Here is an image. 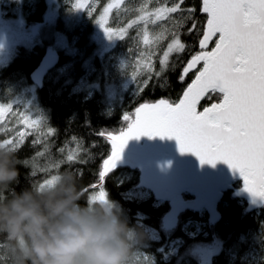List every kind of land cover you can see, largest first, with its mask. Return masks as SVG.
I'll return each mask as SVG.
<instances>
[{"label":"trees","instance_id":"obj_1","mask_svg":"<svg viewBox=\"0 0 264 264\" xmlns=\"http://www.w3.org/2000/svg\"><path fill=\"white\" fill-rule=\"evenodd\" d=\"M141 0H129L127 8H137ZM36 12L29 17V21L44 22L47 12V3L40 0ZM196 5L198 0H185V6ZM198 19L204 16L198 13ZM62 15L57 18L53 27L71 42L72 34L78 33V28L66 31L62 28ZM186 42L192 41L187 35L183 36ZM39 42L31 46H20L14 56L0 70V102L11 103L22 86L33 84L32 71L41 60L49 53L47 42ZM58 49L59 61L52 69L42 88H36L35 102L43 112L46 124L43 132H38L41 143L33 144L37 133L25 138L20 150L14 153L11 150H0V169L14 171L15 178L0 181V239L5 241L4 246L14 250L6 253L10 257L8 264H33L32 259L26 257V253L32 247L31 238L23 233L12 235L9 231V220L13 217L16 204H23L31 208L37 214L48 216L53 223L66 219L65 215H55L54 209L63 206L64 212L79 210L94 216L100 222L109 220V215L99 203H91L87 197L92 192H82L90 184L96 183L97 170L102 158L110 152V145L106 138L98 137V132H119L125 129L128 121L124 115L134 111V108L142 102H154L160 98L176 99L182 88L190 82L192 73L181 84L178 80L181 68L180 61L187 60L188 53L181 54L180 59L174 56L172 60L175 67L170 68L164 76L157 80L155 75L151 80L147 78V84L142 92H125L121 96L110 98L106 87L109 83V68L98 54L95 53L96 44L91 40V29L87 27L73 46ZM65 67L64 70L59 69ZM90 68L94 71L89 72ZM159 70V63L156 64ZM84 83L81 85V83ZM164 83V87H160ZM211 101H202V104ZM54 129L49 133V129ZM2 137V135H0ZM2 140V138H0ZM83 145L88 152H80ZM61 147L65 152L58 151ZM44 155L37 158L36 164L44 166L49 161L64 159L69 151H76L79 157L86 162H76L71 165L63 164L60 168L50 167L48 172H38L35 177L31 175L32 164L25 165V160H31L36 152ZM55 183L48 189L44 185L34 183L50 179L57 175ZM142 170L134 164H120L107 178L104 189L112 204L114 216L113 228L121 229L123 239L129 243V234L134 233L136 243L133 252L140 251L155 258V264H177L176 260L182 255L185 247L191 243L211 239L217 235L222 241V250L215 255L211 264H264V205L252 208L249 202L239 195L244 186L243 180L234 181L230 187L223 191L221 198L216 203L217 216L212 220L204 216L208 222L206 229L209 235L204 237H188L184 232V225L188 221L201 219L198 210L183 208L174 219V223L167 227L165 218L172 214L171 201H160L157 195L150 193L147 197L133 196V193L142 188ZM182 199L186 201L195 198L190 192L182 193ZM87 200V202H86ZM146 228L157 231L159 239H151ZM255 235L254 241L243 242L246 235ZM184 239V244L177 256L165 260L164 256L173 241ZM253 242L259 250L257 262H251L245 258L249 243ZM183 264H198L192 257L186 258Z\"/></svg>","mask_w":264,"mask_h":264},{"label":"snow or ice","instance_id":"obj_2","mask_svg":"<svg viewBox=\"0 0 264 264\" xmlns=\"http://www.w3.org/2000/svg\"><path fill=\"white\" fill-rule=\"evenodd\" d=\"M73 8L86 11L93 18L89 0H75ZM113 10L117 14L135 11L136 16L126 26L113 28L108 26ZM198 13L204 16L203 20L198 19ZM95 22L109 40L116 41L124 40L129 29L138 26L133 39H139L149 49L139 53L145 61L148 80L153 75L160 80L175 67L172 57L179 60L185 52L188 58L180 61L178 80L184 84L189 73L192 77L176 99L139 103L134 111L124 115L125 121H131L126 129L96 133L107 139L110 152L101 160L97 182L81 189L90 193L99 189L87 200H110L104 190L107 178L122 160L128 142L142 136L174 138L181 153L194 154L201 164L226 163L240 173L246 191L264 199V0H198V7L185 6V0H143L136 9L127 8L126 0H111ZM184 35L192 42H186ZM135 76L134 72L133 81ZM146 84L147 81L138 84L137 91L142 92ZM205 100L211 102L202 104ZM13 122L23 130L9 133L7 126ZM42 122L43 118L33 120L13 103H0V130L8 133L7 138L0 140V150L16 153L26 136L32 135ZM48 131L52 133L54 129ZM32 143H41L38 133ZM58 151L64 153L65 148ZM79 151L87 153L88 148L81 145ZM43 155L38 151L31 160L23 162L33 165V177L38 172H48L50 167L86 162L76 151H69L64 159L38 166L37 158ZM57 178L58 174L34 183L44 185ZM4 245L0 239V264L10 260L4 254Z\"/></svg>","mask_w":264,"mask_h":264},{"label":"rangeland","instance_id":"obj_3","mask_svg":"<svg viewBox=\"0 0 264 264\" xmlns=\"http://www.w3.org/2000/svg\"><path fill=\"white\" fill-rule=\"evenodd\" d=\"M47 3V12L44 16V22L32 23L28 19L32 16L39 7L40 0H0V70L5 66L10 59L14 56L16 49L20 46H33L36 43L48 40L47 49L52 54H57L58 49L67 48L70 49V45L76 44V41L87 27L91 29V40L95 42L96 49L95 53L100 56L104 61V64L109 68L108 76L109 83L106 87L107 94L110 98H115L116 96H121L127 91L132 93L137 91V85L143 84L147 81L148 72L144 68L145 61L139 57L140 52L148 51L146 47L141 43L139 39H133L136 35V30L138 26H134L133 29H129L128 35L124 40L116 41L109 40L107 35L104 33L103 29L95 22V19L99 17L102 13L103 8L107 6L111 0H89V4L93 7V18H91L86 11L76 10L73 8V3L75 0H45ZM129 0H126V4ZM143 0H141V3ZM139 6V5H138ZM136 9V8H134ZM62 15L63 25L62 28L66 31L73 30V28H78L77 34H72V40L68 44V40L59 31H56L53 25L55 24L58 17ZM136 16L135 11H128L127 13L121 11L119 14L113 10V13L109 16L108 26L113 28L124 27L126 24ZM150 26V30H151ZM158 31V29H157ZM129 49H132L129 52ZM139 61V63H137ZM158 58H156V64ZM123 63V66H121ZM65 67L59 70H64ZM94 71L90 68L89 72ZM135 72V80L133 81L132 76ZM84 83L82 82L81 85ZM36 85L32 84L30 86H22L19 93L12 98L11 103L14 107L20 108L25 111L33 120L43 118L42 124L37 126L33 130V134L38 132H43L45 130L46 124L44 122L43 112L37 106L36 99ZM1 103V102H0ZM131 121H128L127 127L130 125ZM9 133L16 130L22 129L21 125H17L14 122L8 126ZM126 127V128H127ZM125 128V129H126ZM0 135L2 139L7 138L8 133L0 130ZM29 136V135H28ZM27 137V136H26ZM152 137L142 136L138 139L134 138L129 142L149 140ZM8 150V149H7ZM135 164L134 161H129V154L124 151L122 160L118 163L120 164ZM240 180H243L241 178ZM244 181V180H243ZM55 183H46L44 185L45 189H48ZM143 189L140 188L137 192L133 193V196L144 197L148 196L151 192L157 195L160 201H171L173 204L172 214L167 215L165 218V223L170 227L174 223V219L177 213L186 207L198 210L201 219L198 221H188L183 229L186 236L197 237L202 235L207 237L209 231L206 229L208 222L204 220V216H208L209 220L216 218L214 215L212 206H206L204 201H196L198 198L190 200L193 204H186V200L182 199V194L174 196L171 198H165V196L158 195L156 191L150 187L148 184L143 183ZM230 187V186H229ZM105 190V189H104ZM99 189H95L91 194H98ZM90 194V195H91ZM244 199V198H243ZM246 200V199H245ZM91 203H99L109 215V220L105 222H100L94 216L86 214L84 212L80 213L86 216L89 220L93 221L101 227H111L114 226V216L112 214V204L110 201L98 202L92 201ZM189 201V200H188ZM248 201V200H247ZM249 202V201H248ZM250 207L259 208L264 205H256V203L249 202ZM216 210V205H215ZM145 231L148 233L151 239H159V235L156 230L151 228H146ZM255 235H246L243 237V242L246 240L254 241ZM129 257L127 264H155L156 260L153 256L145 254L140 251L133 252V245L136 243V237L134 233L129 234ZM184 239L173 241L170 244L168 252H166L164 259L169 260L173 256L179 254V250L184 244ZM222 250V241L217 235H213L211 239H202L187 245L183 250L182 255H179L176 260L177 264H183L186 258L192 257L198 264H211L212 259L215 255L220 253ZM11 252L13 254L14 250L9 246H4V254ZM259 250L255 247L253 242L249 243V248L245 253V258L251 260V262H257L259 259ZM82 264H86L87 258L84 256L80 257Z\"/></svg>","mask_w":264,"mask_h":264},{"label":"water","instance_id":"obj_4","mask_svg":"<svg viewBox=\"0 0 264 264\" xmlns=\"http://www.w3.org/2000/svg\"><path fill=\"white\" fill-rule=\"evenodd\" d=\"M58 61L56 54L44 56L31 73L33 84L42 88L48 73L57 66ZM124 151L129 154V161H134L133 164L141 168L142 183L148 184L158 195L171 198L190 192L198 198L196 201H204L206 206H212L214 215L215 205L223 191L242 178L238 171L222 161L215 166L201 164L194 154L181 153L174 138L156 136L149 140L128 142ZM239 195L256 205L264 203V199L254 197L245 190V183ZM192 202L185 203L192 205Z\"/></svg>","mask_w":264,"mask_h":264},{"label":"clouds","instance_id":"obj_5","mask_svg":"<svg viewBox=\"0 0 264 264\" xmlns=\"http://www.w3.org/2000/svg\"><path fill=\"white\" fill-rule=\"evenodd\" d=\"M16 175L14 171L0 169V181ZM14 213L9 220V231L12 235L23 233L31 238L32 247L26 257L33 264H82L81 256L87 258L86 264L128 262L130 250L121 229L101 227L80 213L64 212L63 206L56 207L54 214H63L66 219L56 223L19 203Z\"/></svg>","mask_w":264,"mask_h":264},{"label":"bare ground","instance_id":"obj_6","mask_svg":"<svg viewBox=\"0 0 264 264\" xmlns=\"http://www.w3.org/2000/svg\"><path fill=\"white\" fill-rule=\"evenodd\" d=\"M50 54V53H49Z\"/></svg>","mask_w":264,"mask_h":264}]
</instances>
